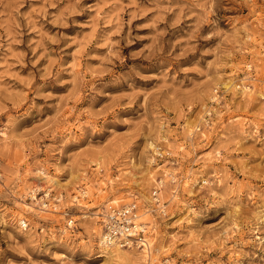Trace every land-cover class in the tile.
<instances>
[{
  "label": "rangeland",
  "instance_id": "obj_1",
  "mask_svg": "<svg viewBox=\"0 0 264 264\" xmlns=\"http://www.w3.org/2000/svg\"><path fill=\"white\" fill-rule=\"evenodd\" d=\"M132 204L142 264H264V0H0V264H128Z\"/></svg>",
  "mask_w": 264,
  "mask_h": 264
},
{
  "label": "built area",
  "instance_id": "obj_2",
  "mask_svg": "<svg viewBox=\"0 0 264 264\" xmlns=\"http://www.w3.org/2000/svg\"><path fill=\"white\" fill-rule=\"evenodd\" d=\"M137 222V205L112 208L105 220L106 240L121 242L124 247H145L148 226Z\"/></svg>",
  "mask_w": 264,
  "mask_h": 264
},
{
  "label": "bare ground",
  "instance_id": "obj_3",
  "mask_svg": "<svg viewBox=\"0 0 264 264\" xmlns=\"http://www.w3.org/2000/svg\"><path fill=\"white\" fill-rule=\"evenodd\" d=\"M46 177V176H45ZM48 177H46V180H48L47 179ZM55 183V182H54ZM30 209V208H29ZM137 223H142V222H140L139 220H138V222ZM104 235V234H103ZM103 237V245H104V247H105V250H107V251H109L110 253H112L113 255H115L116 257H118V260L119 259H123V260H126V261H128V262H126V263H128L129 264V262L130 263H133V264H142V262H143V259L145 258H147L148 257V254L146 255V253H150V247H151V243H146V246H145V256H134V255H131V254H124V255H122L121 253V249H122V247H124L123 245H122V243L121 242H108L107 240H106V236H102ZM112 248H113V250H112ZM147 249V250H146ZM137 254V253H136ZM150 256V255H149ZM123 262V261H122Z\"/></svg>",
  "mask_w": 264,
  "mask_h": 264
}]
</instances>
